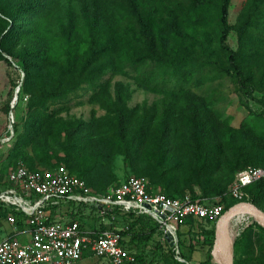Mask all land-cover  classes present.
Masks as SVG:
<instances>
[{"label": "rangeland", "instance_id": "1", "mask_svg": "<svg viewBox=\"0 0 264 264\" xmlns=\"http://www.w3.org/2000/svg\"><path fill=\"white\" fill-rule=\"evenodd\" d=\"M228 13L227 44L250 77L246 88L220 48L215 0H0V52L21 67L0 58V191L17 165L40 173L64 166L94 189L143 177L155 193L214 199L240 171L264 168V0H230ZM32 47H43L46 60L27 77L20 59ZM74 48V72L66 71ZM33 123L51 148L49 167L31 168L25 150L14 149ZM77 211L94 225L89 208ZM254 223L247 213L228 223L231 264H264ZM9 228L1 219L0 240ZM123 240L142 264H173L159 255L157 235L144 245ZM208 251L183 250L190 264L207 261Z\"/></svg>", "mask_w": 264, "mask_h": 264}, {"label": "built area", "instance_id": "2", "mask_svg": "<svg viewBox=\"0 0 264 264\" xmlns=\"http://www.w3.org/2000/svg\"><path fill=\"white\" fill-rule=\"evenodd\" d=\"M264 179L263 168L240 171L227 195L245 202L249 197L245 189ZM7 187L0 191V205L22 216L23 228L15 226L9 215L10 235L0 241V264H131L134 256L123 247L117 231L83 229L76 221H51L53 207L68 202L83 204L106 225V215L117 207L122 213L146 215L159 225L162 236L177 249V232L187 217L198 222H216L224 213L220 203L208 204L192 201L184 196L168 198L148 192V181L143 177H129L106 193H97L64 166L52 172H32L18 165L8 172ZM100 208V209H99ZM113 218V217H112ZM23 239L19 241L17 237ZM171 237V241L167 239ZM178 254V251L175 252ZM95 261H92V259ZM178 261H182L176 256Z\"/></svg>", "mask_w": 264, "mask_h": 264}, {"label": "trees", "instance_id": "3", "mask_svg": "<svg viewBox=\"0 0 264 264\" xmlns=\"http://www.w3.org/2000/svg\"><path fill=\"white\" fill-rule=\"evenodd\" d=\"M215 1H217L219 5V24H220L219 44H220V48L226 54L230 67L234 73V76L237 78L238 84L241 87L246 88L247 83L250 81V77L247 74H245V72L243 71L241 60H240L238 53L233 51L230 48V46L227 44V39H228L229 31H230V27L228 23V15H229L228 9H229L230 0H215ZM135 15L137 17V20L141 23L142 21L139 15L137 14V12L135 13ZM76 52H77L76 48H74L71 51V54H70V51L68 50V54H70L68 56L69 61L67 65L64 67V70L69 71L73 69V66L71 63L73 62ZM22 54H23V59H20V60L23 64L22 69L25 72L27 77L29 76L31 69H35L38 72L42 70V67L44 66V62L46 60V55H45L46 50L44 51L43 47H41L40 49L38 47L26 48L24 49ZM97 56L98 55L96 53L93 54L92 59H96ZM7 57H4L2 52H0V58L7 64L8 67H10L11 69L15 71H18L21 69L19 65L12 64L11 60L7 59ZM72 71L74 72V70ZM67 75L71 76L72 72H68ZM13 85L15 88L18 87V83L13 82ZM71 91H73V89L66 90L64 92L68 93ZM121 105L123 106V103ZM39 128L40 127H38L37 123H33V127H31L30 129V133H27V135L24 134L21 138H19L17 144L14 146V149L16 150H20V149L25 150L24 151L25 157L21 153L22 158H23L22 160L25 161L31 168H33L35 165H39L42 167H49L50 161L52 158V156L49 154L51 148L48 147L47 143H41V141L39 140L40 138V132H38ZM253 158L261 159V156L257 154V155H254ZM254 168H263V167H254ZM75 176L78 177L77 175ZM78 178L84 181L80 176ZM127 179H125V181ZM262 182H264V179H261L253 183L252 185L248 186L245 189V192L247 193L249 197L247 200H245V202H250L256 205L259 209H261L264 212V207L261 204L260 197L259 199H256L257 196H260L259 189L260 187H262L260 185V183ZM84 183L87 187L101 194L106 193L108 186L110 185L109 183L104 189H94L87 182L84 181ZM5 187H7V184L4 183V186L2 189H4ZM148 192L151 194H163L166 197L172 198V199L183 198V197H180V198L173 197L166 193H155L152 190V186L150 185V183H148ZM218 194H219V198H214V199L197 197V196H192L190 198L192 201L200 200L208 204H214L218 202L223 205V212H225L228 208H230L234 204L238 203L237 201L228 197L227 193L224 194L222 191H219ZM81 207H87V206L83 204H75L73 202H68L66 206V211H64V213L59 212L60 207H53L51 208V211H50V214H51L50 220L55 221L57 219L56 217H62L63 219L65 218L64 221L78 222L80 227L83 229H86L85 227L88 226L92 230L109 229V230L117 231L121 237L120 244L123 247H125L123 237L129 238L127 245L130 246L133 243H137V245L142 243L141 245H144L145 241L147 242L151 240L152 236L157 235L160 240L158 242V246L159 248H162L164 250L161 253L158 252L159 255L163 257L164 261L166 262L171 261L173 264H190V261L187 258V256L184 254L183 250L192 252L195 249H198L200 251L204 247L209 248V251L207 252V255H206L208 260L204 262H200L199 264H208V261L212 260L210 251H211L213 240H214V228H210V229L205 228L204 226H202L203 222H198L193 217H187L180 224V226L183 225V226L188 227V230L184 234L178 229L177 249H174L173 247H170V243L163 238L162 233L159 230L158 223H156L149 216L135 215L133 213H122L117 207H114L111 210V212H109V214L106 215V220L113 226L110 227L109 225H104L102 223L98 224L99 219H96V218H95L96 220L93 221L94 222V225H93L92 221H90L88 217H85L84 215L81 214V212L77 211V209H80ZM9 215H12L14 217L15 226L17 228L24 227V223L22 222V216L20 213L15 212L12 209L3 208L0 205V220L2 219V220L7 221V218ZM195 222H198L197 223L198 225L196 227L194 225ZM206 224H213V223L207 222ZM115 225L117 226L122 225L124 226V228L120 231L118 229H114ZM254 225H256L259 228V230L264 233V228H262L256 223H254ZM183 234L185 236H188V239H183L184 238V237L182 238V236H184ZM128 251L134 256V262L131 264L144 263L142 254L138 253L137 255H135L130 250ZM176 251H178V254L175 253ZM176 256L179 257L182 261H178L176 259ZM259 264H262V263H259Z\"/></svg>", "mask_w": 264, "mask_h": 264}, {"label": "water", "instance_id": "4", "mask_svg": "<svg viewBox=\"0 0 264 264\" xmlns=\"http://www.w3.org/2000/svg\"><path fill=\"white\" fill-rule=\"evenodd\" d=\"M7 59L9 58L7 57ZM18 93H19V87L16 88L14 102H16L18 99L17 96ZM14 102L11 105V108H13ZM239 211L253 216L254 222L259 226H261L262 228H264V212L261 209H259L256 205L250 202H239L228 208L222 214V216L215 222L214 225V240L210 251V255L215 264H231L230 255H229V259L227 257L225 258L221 254L219 247L227 224L229 223L230 219L233 218V216ZM167 239L171 241L170 236H167ZM172 246H173V242H170V247Z\"/></svg>", "mask_w": 264, "mask_h": 264}, {"label": "bare ground", "instance_id": "5", "mask_svg": "<svg viewBox=\"0 0 264 264\" xmlns=\"http://www.w3.org/2000/svg\"><path fill=\"white\" fill-rule=\"evenodd\" d=\"M240 213H244V212H240V211H239V212H237L235 215H238V214H240ZM235 215H234V216H235ZM234 216H233V217H234ZM252 217H253V216H252ZM231 219H232V218H231ZM231 219H230V220H231ZM229 222H230V221H229ZM227 225H228V224H227ZM226 227H227V226H226ZM225 230H226V229H225ZM224 236H225V232H224V234H223V236H222V239H221L220 247H219V248H220V252H221V254H222V252H223L222 255L226 258V256L224 255V247H225Z\"/></svg>", "mask_w": 264, "mask_h": 264}, {"label": "crops", "instance_id": "6", "mask_svg": "<svg viewBox=\"0 0 264 264\" xmlns=\"http://www.w3.org/2000/svg\"><path fill=\"white\" fill-rule=\"evenodd\" d=\"M62 212H64V211H61V213H62ZM56 218H57L56 220H61V221H64V220H65V219H63L62 217H56ZM9 225H10V224H9ZM182 226H183V225H182ZM184 227H186V226H184ZM11 232H12V227H11V225H10L9 231L7 232V236L10 235ZM225 234H226V230H225ZM7 236H6V237H7ZM4 238H5V237H4ZM4 238H3V239H4ZM224 239H225V236H224ZM0 241H1V240H0Z\"/></svg>", "mask_w": 264, "mask_h": 264}]
</instances>
